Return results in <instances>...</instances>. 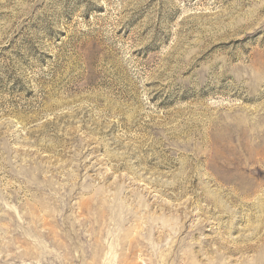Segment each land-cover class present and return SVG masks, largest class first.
Listing matches in <instances>:
<instances>
[{"label": "rangeland", "instance_id": "374dc122", "mask_svg": "<svg viewBox=\"0 0 264 264\" xmlns=\"http://www.w3.org/2000/svg\"><path fill=\"white\" fill-rule=\"evenodd\" d=\"M0 264H264V0H0Z\"/></svg>", "mask_w": 264, "mask_h": 264}]
</instances>
